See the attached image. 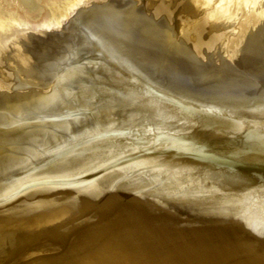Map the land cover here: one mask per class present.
I'll use <instances>...</instances> for the list:
<instances>
[{
  "label": "bare ground",
  "instance_id": "obj_1",
  "mask_svg": "<svg viewBox=\"0 0 264 264\" xmlns=\"http://www.w3.org/2000/svg\"><path fill=\"white\" fill-rule=\"evenodd\" d=\"M41 1L0 0L24 83L42 62L2 28ZM72 1L47 0L58 24ZM112 1L84 4L100 13L75 20L56 88H0V264H264V0L241 1L212 69L166 4Z\"/></svg>",
  "mask_w": 264,
  "mask_h": 264
},
{
  "label": "rangeland",
  "instance_id": "obj_2",
  "mask_svg": "<svg viewBox=\"0 0 264 264\" xmlns=\"http://www.w3.org/2000/svg\"><path fill=\"white\" fill-rule=\"evenodd\" d=\"M92 1L93 0H80V1L79 0H73L70 3V5H68V7H67L68 9H66L67 12L65 11V16L64 17H66V18L65 19H63L64 17L62 18L63 21H61V25L58 24L60 22H57V20H55V19L53 20L51 14H49V9H47L48 8L47 7V0H42L41 1L42 6H43L42 7L43 11H41L42 13L40 12V15L34 14V16H33V14L25 13V11L23 10L24 11L23 12L22 9H21L19 11L20 20H17V21H14L12 19L6 20L5 24H4L5 28H2V29H4V31H3V34L1 36L6 39L9 36L11 37V35H13L17 31H22L24 34H27V36L21 37L22 40L20 42L23 44V46L25 45L24 47H27L26 50L28 51V53H31L32 56L33 55L35 56L33 58H35V60L37 62H39V61L42 62L41 65H42L44 71L37 72L36 74H34L35 76H32L31 82L27 80V81H25L26 83H24L23 81H22L23 82L22 83L20 81L15 80L12 75L14 73V70H16V69H13V68L16 67L15 64L17 63V58L12 54L11 50L7 48V51H6L7 52L6 53L7 58L5 59L7 61L4 60V61L0 62V88H6L7 90H10V91H14L15 89H18V88H20V89L21 88L22 89L36 88V87L39 88L41 86H42L41 88H44V89L46 88L48 90H50L51 88H56L57 84L59 83L58 81H56V79L59 80L60 74H62L65 70H67V68L69 69L70 67H73V66L77 65L76 63H78L77 59L76 60L75 59L71 60V58H76V57H74L75 56V54H74L75 50H74V46H73L74 45V37L71 35V33L74 30L75 20L77 19L78 16L86 15V14H88L91 11L92 12L90 14H93V15H97L95 13H98V14L100 13V12H97L95 10H91L90 8H87L86 6L85 7L87 9L86 10L87 12H85L86 14L83 13L84 12L83 8H85L84 4L85 5L87 3L90 4ZM121 1H122V3L120 4ZM121 1L117 0V2H116V0H114L111 3H113L114 6H119V8H126L127 6L133 4L134 2L136 4L138 1H141V0H138V1L137 0H135V1L134 0H129V1L128 0L127 1L126 0H121ZM142 1H144V0H142ZM192 1L191 0H184V2H183V0H180V1L179 0H176V1L175 0L174 1L173 0H158V2H157V0H147L146 3L148 2V4H145V8L149 10V13H148V10H147V13H148L147 15H149L152 18L158 11L157 8H156V7H159L158 3H160L163 8L165 7V5H163V4H166V8L168 9V13L170 15L171 23L173 22L176 26L180 25V24H183L185 29H189V30L191 29V30H193V32H195L194 33V38H191L190 41H186V43L183 42L182 45L187 47L188 49L194 51V52H198V51L200 52L202 50L209 51L208 52V60H207V62L203 61L204 62L203 64L205 66L206 64L210 63L209 65H206L205 67H208V68L212 69L213 66L216 64L215 61L217 59L218 54L220 55L225 49L226 41L228 39V34L233 35V34L237 33L238 31H240V28H239L238 24L240 23V20H241L240 19L241 16H242L241 14L244 11L243 8L241 7L242 6V2H241L242 0H231V1L230 0H203L204 2L203 1L202 2H196L194 0H192ZM234 1H235L236 4L233 3ZM131 2H133V3H131ZM153 2L157 3L158 5H156L155 3H154L155 5H154ZM175 3H176L177 7L175 6ZM178 3L181 4V5H178ZM195 3H197V4H195ZM146 5H148V6H146ZM169 5H170V7H169ZM207 6H208V8H207ZM69 8H70L71 11L69 10ZM155 8H156V10H155ZM196 8H197V10H196ZM218 8L219 9L224 8L225 10L228 9V10H226L227 12L224 13L225 14V15H223L224 17H232L234 15L233 17L236 18V26H235L236 29L234 30V32H232V34L229 32L231 29L227 28L222 20H220V19H217V21L213 20V18L215 19L216 13L219 10ZM236 8H238V9H236ZM73 11H75V12H73ZM151 11H152V13H151ZM175 11L177 13H175ZM194 11H195L196 14L194 13ZM229 11H230V13H229ZM213 12H214L215 15H212ZM251 12L255 13V14L261 12L260 15L262 17H264L263 16L264 15L263 14L264 13V4H262V3L259 4V8H254L253 7L251 9ZM175 14H177L178 17ZM193 14H195V15H193ZM45 17H46V19H45ZM172 17H174V18H172ZM178 18L181 21L178 20ZM190 18L193 19V20H191ZM22 19H23V21L25 22L26 25L24 23H20L19 24V22H22ZM10 20L13 23L12 22L9 23ZM201 20H203V21L201 22ZM53 21H54V23H57V24H54ZM177 21H179V22H177ZM6 22H7V24H6ZM51 23H53V24H51ZM201 23L205 24V26L202 25ZM49 24H50V26H49ZM185 24H187V25L185 26ZM46 25L49 28H46L47 27ZM200 25H202V26H200ZM196 26H198V27H196ZM212 28H213V30L215 29V31H212ZM37 29H38V31H37ZM227 30H228V33H227ZM205 32L207 34H205ZM219 32H221L220 35H219ZM201 33H203V35ZM28 37H29V39H28ZM68 37L71 40H69ZM200 37H201L202 40L200 39ZM196 38H197V40H196ZM191 43L193 45H191ZM222 44H223V46H222ZM62 45H64V46H62ZM69 46H70V48H69ZM39 48H41V49L39 50ZM66 50H68V51H66ZM10 52H11L12 55L10 54ZM65 53H66V55H65ZM70 53H71V55L73 54L72 57H71ZM9 54L11 55V57H10ZM32 56H31V58H32ZM67 56L70 57V59ZM8 58H9V60H8ZM11 61H13V63H11ZM51 61L54 62V63H52V66L50 65ZM8 64H11V65H8ZM7 65L10 66V67H8ZM55 65H56V67H55ZM60 66H62V67H60ZM60 70H61L62 73L60 72ZM57 71H59L60 74ZM209 71L211 72V70H209ZM255 73H257V71H251L250 74H248V76L251 79H256L258 77L255 76ZM57 74H58V76H57ZM207 74H208V72L204 75V76H206L205 79H208L210 77V75H211V77L209 78V80H211V78L214 77V76H212L211 73H209L210 75L209 74L207 75ZM50 76H52V78ZM46 77H47V80H44V79H46ZM53 78H54V80H53ZM214 78H216V77H214ZM4 81H6V82H4ZM54 81H55V84H54ZM3 84H4V87H3ZM27 84H30V85H27ZM33 85H34V87H32Z\"/></svg>",
  "mask_w": 264,
  "mask_h": 264
}]
</instances>
